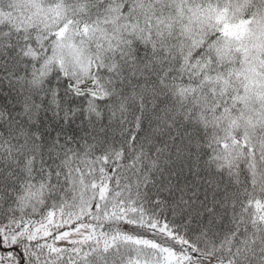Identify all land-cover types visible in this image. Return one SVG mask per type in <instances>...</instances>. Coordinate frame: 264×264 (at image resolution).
Here are the masks:
<instances>
[{
  "label": "snow or ice",
  "instance_id": "snow-or-ice-1",
  "mask_svg": "<svg viewBox=\"0 0 264 264\" xmlns=\"http://www.w3.org/2000/svg\"><path fill=\"white\" fill-rule=\"evenodd\" d=\"M0 264H264V0H0Z\"/></svg>",
  "mask_w": 264,
  "mask_h": 264
}]
</instances>
